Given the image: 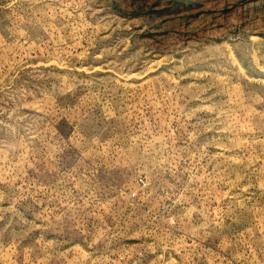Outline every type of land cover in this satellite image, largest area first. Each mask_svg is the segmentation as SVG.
I'll use <instances>...</instances> for the list:
<instances>
[{
	"label": "rangeland",
	"instance_id": "1",
	"mask_svg": "<svg viewBox=\"0 0 264 264\" xmlns=\"http://www.w3.org/2000/svg\"><path fill=\"white\" fill-rule=\"evenodd\" d=\"M0 264H264V0H0Z\"/></svg>",
	"mask_w": 264,
	"mask_h": 264
}]
</instances>
